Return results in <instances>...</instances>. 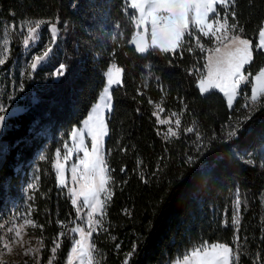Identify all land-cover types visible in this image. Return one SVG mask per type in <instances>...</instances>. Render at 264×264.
Here are the masks:
<instances>
[{"label": "trees", "instance_id": "trees-1", "mask_svg": "<svg viewBox=\"0 0 264 264\" xmlns=\"http://www.w3.org/2000/svg\"><path fill=\"white\" fill-rule=\"evenodd\" d=\"M123 8L124 0H0V26L14 29L2 69L19 58L22 46L16 30L27 19L45 21L38 48L44 51L51 46L56 56L49 66L25 72L21 102L25 109L3 122L0 221L10 205L17 210L24 203L21 190L33 176L36 189L27 192L26 211L43 226L31 229L43 242L40 263L53 257L56 241L61 247L53 264H65L77 212L68 189L58 187L52 162L72 130L87 118L105 86L104 73L115 63L123 69L122 82L111 90L104 141L112 199L105 205L102 228L92 235L96 260L123 264L134 245L137 249L130 264H169L205 241L235 249L233 216L239 190L238 235L243 251L239 264H253L257 255L264 256V166L260 164L264 107H257L244 120L251 107L245 99L250 97V83L243 86L244 95L231 110L221 93L201 95L196 70L205 73L208 52L195 48L194 39L191 53L186 44L175 53L155 49L145 58L139 56L129 46L136 28ZM217 8L223 16V8ZM235 10L245 29L243 37L255 47L264 20V0H235ZM53 24L58 31L55 44L48 33ZM201 41L206 49L214 46L207 38ZM60 60L67 71L54 80ZM262 66L264 51H254L247 72L255 75ZM156 104L163 108L162 117L180 114L179 137L165 138L167 126L152 115L158 110ZM237 121L243 122L242 127L229 138L228 127H236ZM193 126L199 139L197 132H183ZM189 156L198 157L192 166L186 163ZM61 232L65 235L60 236Z\"/></svg>", "mask_w": 264, "mask_h": 264}, {"label": "snow or ice", "instance_id": "snow-or-ice-1", "mask_svg": "<svg viewBox=\"0 0 264 264\" xmlns=\"http://www.w3.org/2000/svg\"><path fill=\"white\" fill-rule=\"evenodd\" d=\"M223 8V16L218 11L217 6ZM129 9L134 10L129 12ZM123 11L129 15L131 24L137 29L133 34V38L128 43L135 45V51L140 54L147 53L149 50L158 49L161 53H175L177 49H184L187 44V51L193 52L195 49L190 41L195 40V48H198L201 53L207 50L209 53L205 59L206 63L203 68L206 70L196 71L199 73L197 77V87L201 95L209 94L212 90H217L222 93L227 99L229 106L233 104L234 99L240 94L243 86L251 84V96H245L249 101V113L244 117V120L251 118L252 113L257 107H264L261 104V99L264 98V66L260 67L255 75L247 72L246 66L250 65L254 59V51L264 50V20L261 21L258 27L259 43L255 47L250 39L244 38V26L239 24L238 14L235 10V0H124ZM230 17V19H229ZM45 23L43 20L24 21L27 29V35L24 37L23 44L25 48L30 47V44L39 39V31L41 25ZM150 25V41L146 38L149 34ZM201 37L207 38L214 43L211 48L205 47ZM115 39V37H113ZM58 40V31L53 24L51 27V44H55ZM8 41L5 39L2 45V51L5 54L0 57V65L5 63L8 48ZM52 47H48L42 55L34 57L30 64L31 69L35 70L43 61L51 54ZM171 63V62H170ZM67 65L61 64L54 75L59 78L66 74ZM123 69L113 63L105 72L107 83L103 89L104 95L101 97V102L94 105L87 119L84 121L87 127V133L91 138V148L85 146L82 138V130L73 129L71 137L76 150L83 152V158L78 159L77 164L72 166V181L74 186L69 188L70 199L73 207L77 210V218L80 217L81 204L79 201L82 198L83 206L88 207L87 230L79 225L70 229L72 233L79 234V239L73 237L74 243L68 255V264H73V260L79 259L80 264H99L94 256L95 246L90 243L93 233L98 227L102 228L104 219V209L108 201L112 199V193L108 188L111 182L109 168L106 162V156L103 148L104 137L107 134L105 112L112 110V95L111 88L113 85H120L122 82ZM195 75L196 73H190ZM159 79V78H157ZM138 94H141L138 92ZM149 103H153L149 100ZM156 109L163 111L160 104L155 105ZM186 107V106H185ZM6 109L0 106V124L6 117L4 115ZM153 116L157 117V123L169 124L167 132L164 133L165 138L179 137L181 130L180 114L172 113L175 116V128L171 126L170 120H161L159 112L153 111ZM243 122L237 121V126L231 128L228 132V137L238 135ZM185 134L197 132L195 126L186 127L183 129ZM159 134V133H158ZM199 139V133L197 132ZM212 137L210 139H214ZM72 149H68L63 156L64 161L69 159ZM61 152L57 150L56 159L52 162V167L55 169L56 181L58 186L65 185V164L61 162ZM198 157L189 156L186 163L192 166L196 163ZM251 163V161H248ZM125 171V169H121ZM30 189H36V183L28 185ZM103 196V199L101 198ZM31 199V197H29ZM242 201L239 199V190H237V199L234 202L236 213L233 216V224L236 227L237 234L235 235V249L226 243H209L203 242L191 252V259L186 255L185 264H239L240 256L243 254L242 248L239 245L240 237L238 235L240 225V206ZM98 217V218H97ZM64 227L62 222H58ZM26 226L33 228L40 227L34 220L31 219V211L24 216L23 223L13 225L7 229V233H14L11 238L0 236L2 248L6 251H0V264H7L3 259L6 254H11L14 250V245H19L23 248L24 241L22 233ZM3 227V225H0ZM65 235L64 232L59 234ZM43 247V242L38 241ZM55 246L51 249L53 257L49 259L48 264H53L55 254L61 247L59 242L54 241ZM120 246L117 245V248ZM137 246L134 245L131 252L126 254V259L123 264H130V258L135 254ZM40 248H28L25 255L28 253H39ZM27 264V262H25ZM36 264H40L37 258ZM253 264H264V256L257 255Z\"/></svg>", "mask_w": 264, "mask_h": 264}, {"label": "rangeland", "instance_id": "rangeland-1", "mask_svg": "<svg viewBox=\"0 0 264 264\" xmlns=\"http://www.w3.org/2000/svg\"><path fill=\"white\" fill-rule=\"evenodd\" d=\"M42 27H43V24L41 25V29H42ZM51 27L52 26L48 27V33H49L50 38H51ZM148 28H149L148 37H149V41H150V25L148 26ZM41 29H40V31H41ZM140 30L143 31V29H140ZM13 31H14V29H13V26H11V25L6 24V25L0 26V57H3L5 55L2 51V45H3V42L5 39L8 41L7 46L10 49V45L12 42L11 33ZM40 31H39V39L36 42L31 43L30 47L25 48L24 44H23V40H24V37L27 35V29H26V26L24 25V22L19 24L17 27V30H16V34H17V36L20 40L21 46H22L20 56L16 60V62L14 64H12L6 70L2 69V66L4 64L0 65V106L4 107L6 109V111L4 113L5 117L15 116V115L23 112L25 109L24 105L21 104V102L25 98L24 97L25 96L24 95L25 88L23 87V82H22V80L25 76V72H29V71L35 72L39 68H42L44 66H49L50 63H53V62H55L54 60H56V56H54L53 52H51L50 56L45 61H43L35 70L31 69L30 64L32 63L34 57L37 55H42L43 52L46 51L48 48L47 47L44 51H41L38 48V46H39L38 44H40V41H41L40 40V33H41ZM258 43H259V37H258ZM262 51H264V50H262ZM8 56H9V53L7 54V58H8ZM7 58H6V60H7ZM6 60H5V62H6ZM59 63L61 65L62 61L60 60ZM59 66L54 69V72L52 74V77L54 80H57V77L54 75V73L59 68ZM104 78H105V86H106L107 78L105 76V73H104ZM105 86H104V88H105ZM117 86L118 85H113L111 90ZM103 95H104V92L102 90V92H101V94H100V96H99V98L95 104L101 102V97ZM94 105L92 106L90 112L92 111ZM156 111H158V110H156ZM158 112H159V118L161 120H170L171 126L173 128H175V119H176L175 116L165 118V117L161 116V111H158ZM89 113H88V115H89ZM108 113L109 112L106 111L105 116ZM84 121L82 122L79 130H82L81 135H82V138L84 140L85 146H87L90 149L91 148V138L87 133V127L85 126ZM164 125H166L167 129H168L169 124H164ZM232 126L233 125H230L228 127L229 131L231 130V128H233ZM2 130H3V123L0 124V134H1ZM106 136H107V134L104 137V141L106 139ZM103 148H104V144H103ZM68 149H72V152L69 155V159L67 161H64L63 156H64V153ZM60 152H61V157H60L61 162L65 164L64 176H65V185L66 186H58V187H66L67 189L72 188L74 186L78 187V185H74V183L72 181V166H73V164L78 163V159L83 158V152L76 150L71 136H70L67 144L63 147L62 151H60ZM55 159H56V156H55ZM260 164L264 166V153H262V155L260 157ZM34 181L35 180H34L33 176L30 175L28 182L25 184V186H23V188L21 190V194L24 197V203L21 206L17 207V210H15V205L12 204L5 211L3 219L0 221V225H3V227H0V236H7V238H11L14 235V233H7V229L9 227H13V225H19V224L23 223L24 216H26L28 214L26 211V208H27L26 201L28 200L27 192L30 190L28 185L33 183ZM69 195H70V193H69ZM101 198L103 199V196ZM79 203L81 204V208H80L81 219H78V218L76 219L74 227L79 225L80 227H83L85 230H87L88 212L90 211V209L88 207L83 206L82 198L79 201ZM75 210H76V208H75ZM76 212H77V210H76ZM31 229H33V227L26 226L24 229V233H22L23 241H24L23 248H21L19 245H14L13 246L14 247L13 252L11 254H6L3 256V259L5 261H7V264H15V263H19V262L24 263V264H25V262H27V264H36L37 258L40 260V258H41L40 252L36 253V254L28 253L27 255H25V251L28 248H40V250L42 248L41 244L38 243V241H40L39 238H37L33 234ZM70 233H71L72 237H75V239L80 238L79 234H75L72 232H70ZM73 243H74V240L72 241L71 247H72ZM90 243L92 244V237H91ZM70 250H71V248H70ZM70 250H69V253H70ZM0 251H6L2 248V242H0ZM191 252H192V250L186 254L189 257V259H191ZM69 253H68V255H69ZM68 255H67V258H68ZM186 255L179 257V258H176L174 261H172L169 264H185V256ZM67 258H66L65 264H68ZM48 262H49V260L47 261V263H44V264H48ZM73 264H80L79 259L73 260Z\"/></svg>", "mask_w": 264, "mask_h": 264}, {"label": "crops", "instance_id": "crops-1", "mask_svg": "<svg viewBox=\"0 0 264 264\" xmlns=\"http://www.w3.org/2000/svg\"><path fill=\"white\" fill-rule=\"evenodd\" d=\"M138 30H136V32H137ZM139 31H142V30H139ZM209 53H207V55H208ZM206 55V56H207ZM205 63H206V59H205ZM205 74H206V70H205ZM212 91H216V90H212ZM218 92V91H217ZM222 94V93H221ZM223 95V94H222ZM250 96H251V93H250ZM225 100H226V102H227V99L225 98ZM236 102V98L234 99V101H233V104L231 105V106H229L228 105V103H227V106H228V108L231 110L232 108H233V106H234V103Z\"/></svg>", "mask_w": 264, "mask_h": 264}, {"label": "water", "instance_id": "water-1", "mask_svg": "<svg viewBox=\"0 0 264 264\" xmlns=\"http://www.w3.org/2000/svg\"><path fill=\"white\" fill-rule=\"evenodd\" d=\"M146 38L149 39L148 35L146 36ZM129 46L135 49V45L129 43ZM148 52H149V51H148ZM148 52H147V53H144V54H140V53H137V52H136V53H137L139 56H141L142 58H145V57L147 56Z\"/></svg>", "mask_w": 264, "mask_h": 264}, {"label": "built area", "instance_id": "built-area-1", "mask_svg": "<svg viewBox=\"0 0 264 264\" xmlns=\"http://www.w3.org/2000/svg\"><path fill=\"white\" fill-rule=\"evenodd\" d=\"M243 95H244V92H240V94L236 97V99L243 96Z\"/></svg>", "mask_w": 264, "mask_h": 264}]
</instances>
